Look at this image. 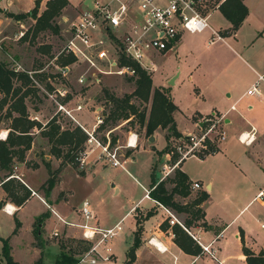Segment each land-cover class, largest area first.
Returning a JSON list of instances; mask_svg holds the SVG:
<instances>
[{"label": "crops", "instance_id": "0c3cea01", "mask_svg": "<svg viewBox=\"0 0 264 264\" xmlns=\"http://www.w3.org/2000/svg\"><path fill=\"white\" fill-rule=\"evenodd\" d=\"M242 2L245 4L247 12L235 30L220 34V31L228 28L230 22L216 8L222 16L219 25L215 28L211 24L209 25L221 35L220 38L210 40L211 31L209 28L195 32L183 31L171 49L148 53L150 58L153 54L164 56L169 52L178 57L183 54V61L187 62L184 68L189 70L191 91L194 94L192 98L195 100L194 106L188 111H184L186 106L182 107L181 102L174 96L171 86L174 85L176 75H179L181 71L180 68L170 79L168 77L173 70H170L164 76L165 80L156 84L151 83V87L161 85L166 88L171 101L175 105L171 115L177 131L185 133L192 129L194 121L207 113L208 108L219 112H227L223 123L225 139L219 144L218 150L202 158L194 157L198 162L196 167L186 165L184 163L185 158L175 166L187 175L190 182L196 180L200 183V188H197V190L204 189L207 193V196L199 204L203 212L202 218L197 219L196 222L192 221L187 229L204 243L210 242L211 238L216 236L212 242L215 259L201 251V249L198 253H189L175 244L170 228L172 224L168 225L164 211L154 202L153 198L148 194L144 195L150 185V170L145 176L146 185L141 184L142 194L136 200L131 201L127 210L119 218L100 225L101 227H108L119 221L121 226L122 220L128 216L131 222L128 233L132 240V232L136 227L133 215L134 209L140 210L139 215H141L150 208L152 213L139 222L138 236L140 243L134 251L135 255L139 253L140 256L144 257L143 261L146 264H245L244 254L241 251V240L254 252L260 248L264 250V232L259 234L253 231L251 225L252 222H256L264 214V201L254 198L259 189L264 190V0H242ZM31 3L32 0H29L25 9L18 10L14 6L13 0H0V10L7 9L17 13L27 10ZM84 6L86 5L80 6L78 9ZM212 12L208 15V21ZM14 20L20 21V19ZM157 65L155 63V69ZM152 71L148 72L149 75ZM258 74H261L262 78L258 80L257 92L247 94L246 89ZM196 102H199V104H196ZM205 103L207 106L201 108L202 104ZM231 104L234 106L233 108H229ZM38 111L33 106L32 111L28 113L36 114L35 119L44 124L49 117L44 120L40 119ZM88 116L85 111L82 112L81 110L77 120L83 123L84 127H87V125L89 127L92 122H90ZM252 128L253 139L248 144L240 142L237 138L238 133ZM164 129L166 128H162V131ZM162 131L155 129L154 133L150 134L152 140H149V135H147L146 139L149 143L145 146H141L137 133L138 149L150 150L149 169H151V163L158 154L155 149H161L165 144ZM2 132L5 134L6 130L1 131V135ZM156 132L161 134L162 141L159 144H156ZM37 134L43 137L44 142L47 143L46 138L34 128L33 139L25 152L24 160L15 161L12 168L13 172L19 176V180L30 189L29 196L22 204L15 205L4 198V191L0 187V200L4 201L0 207V214L9 217V220L5 219L4 222L6 227L0 226V237L8 236L10 253L18 264H21L15 255L18 247H24L26 250L28 257L26 264H31L40 254V248L35 244L31 231L33 220L40 213H44L41 222L38 223L41 237L50 236L53 229H56L58 234L63 236L80 235L79 227L64 223L57 218L58 215L65 221L79 222L78 217L75 218V211H73L67 200L69 189L66 187L58 188L62 180L61 171L66 166L59 170L58 179L50 188L48 195L44 196L43 190L42 194L40 192L42 189L40 185L47 176L43 161L47 160L50 167L55 168L59 158H55L48 152L39 156V150L33 149L34 137ZM51 156L52 160L50 159ZM134 156L135 154H131L124 158L122 169H126L124 165L126 160L134 159ZM160 159H165L164 152L160 154ZM162 162L163 160L161 164ZM31 163H35V166H31ZM106 166L98 159L95 162L92 161L85 171L80 170L77 173L72 170V173L73 176L88 175L93 177L95 171L98 172L97 170ZM37 170L40 177L35 179L34 171ZM172 173L173 170L166 177H171ZM158 179L159 176L155 181ZM112 185H114L113 191H117L118 186L116 184ZM165 185L170 187L171 183L166 182ZM62 190H67L66 195L61 194ZM177 196L185 198L187 195L174 194L173 198L177 200ZM33 199L36 204L32 201ZM82 199L87 200L86 197ZM184 201L187 200L184 199ZM253 203L257 206L252 205ZM4 204L11 205L9 212L4 210ZM27 204L32 206L27 209ZM89 206L93 212L94 220L95 215L90 203ZM132 206H134L133 209H130ZM244 212H246V216L242 218ZM13 215L18 219L19 225L16 231L12 233ZM162 221L166 223L164 228L159 226ZM202 221L206 224L204 225ZM185 231L190 235L187 230ZM149 237H152L153 241H158L165 249H156L148 241ZM50 241V243H43L42 258L44 257V251L50 248L54 255L58 252V248L52 244L53 240ZM110 244L113 252L112 239ZM112 254L115 255L114 252ZM43 261L45 262L44 259ZM134 261L130 264H133Z\"/></svg>", "mask_w": 264, "mask_h": 264}, {"label": "built area", "instance_id": "2783aa9c", "mask_svg": "<svg viewBox=\"0 0 264 264\" xmlns=\"http://www.w3.org/2000/svg\"><path fill=\"white\" fill-rule=\"evenodd\" d=\"M221 1L90 0L88 5L78 9L67 22L66 35L59 49L48 60L54 67L45 76L47 83H40L34 78V73L41 71L43 66L25 69L16 62L10 66L14 71L22 70L27 73L36 91L39 90L44 99L54 107L55 117H69L86 133L82 147L75 155L77 167L82 169L86 166L87 158L95 148L97 150L93 160L99 159L106 165L123 167L124 157H121L123 152L120 150L134 148L137 145V132L128 129L122 143L116 142L115 138L111 141L109 135L111 127L105 129L102 138L96 137L94 132L105 116L102 105L97 103L90 108L94 121L89 129H86L73 114L74 111L79 112L90 104L89 97H86L82 90L99 85L105 77L111 75L133 81L136 72L134 64L147 72L154 70L155 63L151 61L148 53L171 49L183 31L195 32L209 28L210 40L220 38L221 35L210 27L208 15L218 8ZM15 21L22 26L20 21ZM2 32L3 29L0 27V46L4 38ZM23 32V29H18L12 33L11 39L21 38ZM66 57L71 59L67 60ZM142 59H147V62ZM261 78L262 75L258 74L246 89L247 94L257 92V83ZM233 107L232 104L229 106ZM226 112L211 109L198 117L189 131L170 136L167 149L164 151L165 159L159 167L158 180L169 175L182 159L188 156L202 158L218 150L219 144L225 139L223 123ZM28 117L36 118L37 115L28 113ZM4 136V133L0 135L1 138ZM237 138L240 142L248 144L253 139V128L240 131ZM9 175L19 179L13 171ZM189 188H200V183L192 180ZM147 191L148 189L144 195H147ZM254 198L264 201V190L259 189ZM154 202L164 211L168 225L177 223L188 231L167 205L155 199ZM78 208L81 221L77 223L65 221L57 215L62 222L79 227L80 236L87 241V245L77 257V263L111 262L113 252L110 240L120 230V222L117 221L108 227H101L92 222L93 212L86 199L80 201ZM4 210L9 212L11 207L4 204ZM189 233L201 251L215 259L212 242L216 236L211 238L210 242L204 243L198 236ZM57 234L56 229L50 233L54 236ZM148 241L158 250L165 249L158 241H153L152 237H149Z\"/></svg>", "mask_w": 264, "mask_h": 264}, {"label": "rangeland", "instance_id": "374dc122", "mask_svg": "<svg viewBox=\"0 0 264 264\" xmlns=\"http://www.w3.org/2000/svg\"><path fill=\"white\" fill-rule=\"evenodd\" d=\"M35 0H32L31 6L33 5V2ZM37 12H39L44 7V1L45 0H37ZM90 2V0H68V3L60 10L59 14L54 17L53 21L56 24V30H53L51 28H45L42 30L37 31L35 34L32 33L31 30H28L24 38H19L16 40L11 39L12 33L17 31L18 29L26 30L27 27H29L33 23V18L29 15H26L25 17L20 19V23L22 26H19V22L15 21L12 17H10L8 14L7 9L6 10H0L2 13L0 14V27L3 29V36L1 46H0V60H3L8 66L11 65V63L16 62L18 63L22 68H37L40 66H43L44 68L34 73V78L40 83H47V78L45 77L46 74L50 73L53 70V64L49 63L48 60L51 59V56L59 49L60 44L66 35V26L67 22L76 14V11L80 6L87 5ZM14 6L16 9H25L26 6L29 3V0H13ZM30 6V7H31ZM29 7V8H30ZM28 8V9H29ZM27 9V10H28ZM24 10V11H27ZM22 12V11H20ZM5 16V18H4ZM221 15L218 12L217 9H214L211 13V16L209 17L208 23L211 24L214 28L219 25ZM216 19V20H215ZM152 54V53H151ZM183 54H180L179 57L176 56L174 53H167L164 56L153 54L151 55V61L155 62L157 65V68L153 70L150 74V79L152 84L159 83L163 80H165L164 76L170 72V70H173L172 73L169 75V79L171 76L181 69L179 75H176V80L174 85L172 86L173 94L176 96V99L181 102L182 107L186 106L184 108V111H188L191 107L194 106L195 100L192 98L194 95L191 91V82L188 74V68H184V65L187 64L186 61H183ZM186 59V57H185ZM147 60V59H146ZM146 60L142 59L145 63ZM134 84L133 81H131L128 78H122L120 76L111 75L104 78V80L97 86L89 87L87 89H83L82 92L86 97H89L90 104L87 105L82 112H86L89 116L90 122L94 121V117H92V112L90 108L93 104L99 103V105H102L103 113L108 112L109 105L103 100L105 98V94L103 93L102 89L106 88L109 92L113 93L116 96H121L124 93H129ZM77 88V87H75ZM37 94L35 96L32 95H26L25 105L26 110L28 112L32 111V107L35 106L38 111V117L40 119L44 120L46 117H51L54 113V107L48 103L44 97L41 95V92L38 90L36 92ZM131 101L135 103L137 106V109H143L144 111V120L146 119L147 111H148V102H140L136 97L131 96ZM193 101V102H192ZM192 102V103H191ZM196 104H199V102H196ZM207 104H202L201 108L206 107ZM88 108V109H87ZM211 108L207 110L209 112ZM81 112V111H79ZM79 112L74 111L73 114H75V118L78 117ZM3 109L0 108V118L2 117ZM131 117L127 118H116L115 120H107L106 126L103 128L98 127L95 130V136L98 138L103 137V133L105 132L106 128H112V130L109 132V135L112 137H115V141L122 143L124 136L126 135V132L128 129L134 130L138 133L139 136V142L141 146L148 145L149 141L146 139L147 135L144 133V127L143 124H140L136 115H130ZM185 118V117H183ZM126 119V120H124ZM179 119V117H178ZM59 124L60 127H67L74 125V122L69 117H62L59 118ZM6 124L7 119H0V135L1 131L6 130ZM83 125V123H81ZM109 126V127H108ZM91 126L87 125L85 126L86 129H89ZM155 129L161 130L162 128L156 127ZM154 129V130H155ZM154 130L152 134L154 133ZM167 129H164L162 131L163 136L166 134ZM3 133V132H2ZM157 134V132H156ZM34 141L35 144L33 146V149L39 150V156L42 154H47V143L44 142L45 140L43 137L35 135ZM161 134H157L156 136V144L161 143ZM165 140V139H164ZM166 142V141H165ZM168 143V142H167ZM84 146V145H83ZM139 145H136L134 148H121V152H123V156L121 157H128L131 154H135L134 159L126 160L124 163L126 169H122V167L119 166H106L102 167L101 169L97 170L98 172H94L93 177L92 176H73L72 170L79 173L80 170L85 171L88 168V165L95 161L97 159L93 160V156L95 154V151L97 148H95L91 153L90 156L87 158V163L84 168H79L77 166H72L71 164H64L62 167H64L61 171V184L58 185L59 187H66L69 189L68 192V203L72 206L73 211H75V218L78 221H81V215L79 214V211L77 209L79 201L86 197L89 201L90 205L93 208L94 211V220L93 222L97 223L98 226L104 225L107 222H112L113 220L120 217V215L123 214L125 210L129 207L131 204V201L136 200L142 192L143 189L141 187L142 185H146L145 176L149 172V160H150V150L148 149H138ZM52 160V156L50 157ZM196 158L194 157H188L185 158L184 163L186 165H189L191 167H196L198 164ZM164 161V159H160V154H156V158L151 163L150 168L153 169V175L154 180L158 178L160 172L159 167L161 164V161ZM101 161V160H100ZM156 161V162H155ZM157 161L159 162L157 164ZM158 165V167H157ZM38 170L34 171V177L35 179H38L40 177V174H38ZM72 173V174H71ZM112 184H116L118 186L117 191H113ZM168 185V184H167ZM190 192L185 198L178 197L177 201L180 203L185 202V200L191 199L195 191L197 189L195 188H189ZM67 190H62L61 194L66 195ZM42 194V189H41ZM34 203L36 202L34 199L32 200ZM32 203V202H31ZM36 204V203H35ZM257 206V204H252ZM32 206V205H30ZM30 206H26L28 209ZM175 214V216L182 222L184 217H187L188 214L183 211H174V209L170 206H168ZM140 210L137 208L134 209V213L139 215ZM142 211V210H141ZM133 213V215H134ZM246 216V212L242 214V218ZM5 219L9 220V217L7 215H1L0 214V226L5 228L6 225H4ZM241 219V218H239ZM193 222H196V219H193ZM8 224V223H7ZM261 224V225H260ZM131 225L130 217H126L121 222V229L118 231L116 235H114L112 239V247L113 252L115 255H111V262L108 263H101V264H130L126 262V256L124 254L127 246L129 245V242L131 240V237L128 233L129 227ZM252 230L261 233L264 232V214L261 215L256 222H252ZM53 240L52 244L55 245L56 248L59 250V244L61 243L65 248L70 247L74 256L78 257V255L81 253V251L85 248L87 245V241L83 239L80 235L78 236H63L60 234L57 235H50L45 238L41 237V241L44 243H50ZM35 241V240H34ZM111 241V240H110ZM1 246V244H0ZM24 247H18L16 248L15 255L18 258L19 262L21 264H26L28 261L27 254L25 252ZM52 249H48L44 251V257L46 264H50L54 254L52 253ZM123 257V258H122ZM144 257L134 254L133 264H146L143 261ZM3 260L0 255V264H2ZM76 264H88L85 262L76 263Z\"/></svg>", "mask_w": 264, "mask_h": 264}, {"label": "trees", "instance_id": "16d2710c", "mask_svg": "<svg viewBox=\"0 0 264 264\" xmlns=\"http://www.w3.org/2000/svg\"><path fill=\"white\" fill-rule=\"evenodd\" d=\"M68 3V0H45L44 7L37 12L38 1L35 0L33 5L22 12H8L7 15L14 19H21L26 15L33 18V23L26 28L24 33L31 30L33 34L37 31L51 28L56 30V24L53 19L57 16L60 10ZM218 9L221 14L230 22L227 29L220 31V34L228 33L237 28L247 12V8L242 0H222ZM23 33L21 39L26 35ZM67 60L71 57H66ZM136 68L135 77L133 78V88L129 93H124L121 96H116L109 92L106 88L102 91L105 94L103 99L108 105V112L103 117V122L99 127L106 126L107 120H115L116 118H127L130 115H136L140 124H143L144 133L152 134L154 128H166L167 132L164 135L165 144L161 149H155V152L161 154L167 149L168 139L170 136L181 134L177 131L173 117L171 115L175 105L171 101L165 87H151V79L149 73L143 68L134 64ZM36 87L32 84L31 79L22 70L14 71L11 66H8L3 60H0V108L3 109L2 119H7L6 133L3 138H0V187L4 191V198L20 205L29 196L30 189L17 177L9 175L12 173V165L15 161H23L25 152L29 148L34 135V128L38 133L46 138L48 149L47 152L55 158H59L55 168H51L49 162L44 160V166L47 171V176L41 183L40 187L43 190V195L47 196L50 188L58 179V172L64 164L76 166L75 155L82 147V142L86 133L76 124L60 127L59 118L52 115L44 124H41L35 118L28 117V111L25 105V96H35ZM131 96L136 97L140 102H148V111L144 120V111L137 109L135 103L130 99ZM0 118V119H1ZM109 127V126H108ZM111 137V141L114 140ZM35 166V163H31ZM150 185L147 194L159 201L160 203L170 206L174 211H183L188 214L184 217L182 224L188 228L193 219L202 218L203 212L199 206L200 202L207 196L204 189L196 190L194 196L180 203L173 198L174 194L186 196L189 194V183L187 175L178 169L174 168L172 176L155 181L153 178V169L149 172ZM170 182L171 186L166 187L165 183ZM3 200H0V207L3 205ZM152 213L149 208L143 214H134L136 227L132 232L131 243L125 250L126 262L131 263L134 258V251L139 245L138 236L140 220L147 218ZM44 213L37 215L32 223V236L35 244L40 248L39 256L32 261L31 264H46L42 258L43 242L39 233L41 222ZM14 226L12 233L16 231L19 221L13 215ZM205 225L206 223L202 221ZM165 221H162L159 226L164 228ZM173 233V241L183 251L189 253H198L200 250L196 241L184 230L182 226L174 223L170 226ZM0 255L2 264H18L13 259L10 253V244L8 236L0 237ZM58 252L53 256L50 264H76L77 257L74 256L70 247L65 248L60 243ZM241 251L244 254L245 264H264V250L259 249L256 252L247 247L241 240Z\"/></svg>", "mask_w": 264, "mask_h": 264}, {"label": "water", "instance_id": "95a60500", "mask_svg": "<svg viewBox=\"0 0 264 264\" xmlns=\"http://www.w3.org/2000/svg\"><path fill=\"white\" fill-rule=\"evenodd\" d=\"M149 140H152V135H149V138H148Z\"/></svg>", "mask_w": 264, "mask_h": 264}, {"label": "bare ground", "instance_id": "6f19581e", "mask_svg": "<svg viewBox=\"0 0 264 264\" xmlns=\"http://www.w3.org/2000/svg\"><path fill=\"white\" fill-rule=\"evenodd\" d=\"M11 207V205H9ZM161 245V244H160Z\"/></svg>", "mask_w": 264, "mask_h": 264}]
</instances>
